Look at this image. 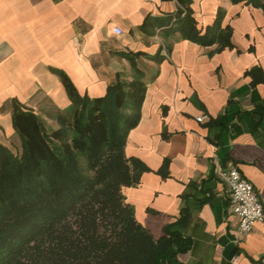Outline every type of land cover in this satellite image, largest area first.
I'll return each mask as SVG.
<instances>
[{
  "label": "crops",
  "instance_id": "obj_1",
  "mask_svg": "<svg viewBox=\"0 0 264 264\" xmlns=\"http://www.w3.org/2000/svg\"><path fill=\"white\" fill-rule=\"evenodd\" d=\"M188 10L201 34L221 14L214 43L184 36ZM130 52L146 81L125 145L149 168L124 188L136 218L160 237L187 210L190 247L171 248L166 264H263L264 222L240 231L217 171L236 165L264 203V119L254 128L250 114L264 101V0H0V144L16 135L15 106L50 125L72 106L61 74L92 98L118 73L134 78Z\"/></svg>",
  "mask_w": 264,
  "mask_h": 264
},
{
  "label": "trees",
  "instance_id": "obj_2",
  "mask_svg": "<svg viewBox=\"0 0 264 264\" xmlns=\"http://www.w3.org/2000/svg\"><path fill=\"white\" fill-rule=\"evenodd\" d=\"M220 19L218 13L201 34L188 10L181 27L185 37L210 44ZM219 36L222 46L232 44L231 27ZM141 54L128 55L135 77L118 73L99 97L81 95L61 74L72 106L56 115L54 125L15 106L16 135L0 144V264H166L171 248L183 252L190 247L181 230L188 221L185 208L155 237L136 218L124 193L149 170L125 153L146 94L145 73L136 61ZM250 114L257 128L264 119V101ZM168 164L165 159L159 169L163 177Z\"/></svg>",
  "mask_w": 264,
  "mask_h": 264
},
{
  "label": "built area",
  "instance_id": "obj_3",
  "mask_svg": "<svg viewBox=\"0 0 264 264\" xmlns=\"http://www.w3.org/2000/svg\"><path fill=\"white\" fill-rule=\"evenodd\" d=\"M116 34H122L123 30L119 26L114 27ZM207 114L198 117L200 121L207 119ZM218 174L227 183L231 205L234 215L239 222L241 232L251 231L257 222H264V203L254 184L240 171L231 164L226 168H218Z\"/></svg>",
  "mask_w": 264,
  "mask_h": 264
}]
</instances>
